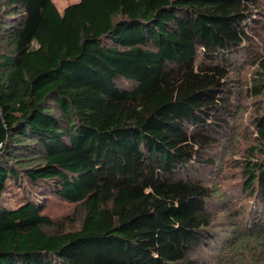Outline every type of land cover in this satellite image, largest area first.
I'll return each instance as SVG.
<instances>
[{
  "label": "trees",
  "instance_id": "obj_1",
  "mask_svg": "<svg viewBox=\"0 0 264 264\" xmlns=\"http://www.w3.org/2000/svg\"><path fill=\"white\" fill-rule=\"evenodd\" d=\"M261 5L0 0V264H264ZM250 63L233 213L212 177Z\"/></svg>",
  "mask_w": 264,
  "mask_h": 264
},
{
  "label": "rangeland",
  "instance_id": "obj_2",
  "mask_svg": "<svg viewBox=\"0 0 264 264\" xmlns=\"http://www.w3.org/2000/svg\"><path fill=\"white\" fill-rule=\"evenodd\" d=\"M78 0H54L60 11L70 3L76 2ZM262 5L257 7L254 10L253 18L256 20L259 19L261 26H259V31L256 36V43H258V51L264 52V0H261ZM256 69V65L250 63L244 69H238L234 71L232 74V85L234 89L233 94V103H234V112L233 117L231 118L233 124L238 130H234V137L232 138L231 146L228 149L229 153L233 152L234 155H229L226 158H221L219 160V166L217 168L218 174L217 176L212 177V182H216L219 187H221L224 191V197L227 199L225 201L224 206H228V208L233 205L230 203L231 197L236 195V202L238 203L243 196H241L239 192V183L241 181L242 176V168L238 164L236 165L233 160L242 161L246 157V149L254 142V135L250 132L251 122L253 121L256 114H254L255 110V99L253 96H248L246 93L247 87L252 84V75H254V71ZM240 94V96H237ZM264 102V99L262 100ZM259 103V102H258ZM232 195V196H231ZM215 203H222L219 200H216ZM220 206L216 207V211L218 212L219 220L217 221H225L224 216L226 215V211H230L228 208H221ZM236 207L231 208L233 213L236 211ZM50 214L55 217H61L66 211L71 210V206H67L64 204H55L52 203L48 207ZM242 217L239 216L238 219ZM232 222H226V224H231ZM218 231L220 233L223 232V228L218 226ZM210 255V252H209Z\"/></svg>",
  "mask_w": 264,
  "mask_h": 264
}]
</instances>
